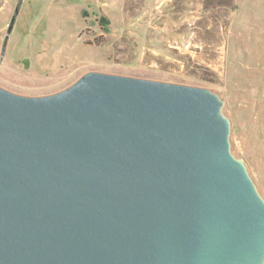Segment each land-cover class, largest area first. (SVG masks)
Masks as SVG:
<instances>
[{"label": "water", "instance_id": "95a60500", "mask_svg": "<svg viewBox=\"0 0 264 264\" xmlns=\"http://www.w3.org/2000/svg\"><path fill=\"white\" fill-rule=\"evenodd\" d=\"M222 105L97 70L44 95L0 86V264H264V198Z\"/></svg>", "mask_w": 264, "mask_h": 264}, {"label": "rangeland", "instance_id": "374dc122", "mask_svg": "<svg viewBox=\"0 0 264 264\" xmlns=\"http://www.w3.org/2000/svg\"><path fill=\"white\" fill-rule=\"evenodd\" d=\"M16 5L1 87L44 95L89 70L206 87L264 198V0H0V49Z\"/></svg>", "mask_w": 264, "mask_h": 264}, {"label": "trees", "instance_id": "16d2710c", "mask_svg": "<svg viewBox=\"0 0 264 264\" xmlns=\"http://www.w3.org/2000/svg\"><path fill=\"white\" fill-rule=\"evenodd\" d=\"M103 20H104V18H103Z\"/></svg>", "mask_w": 264, "mask_h": 264}]
</instances>
